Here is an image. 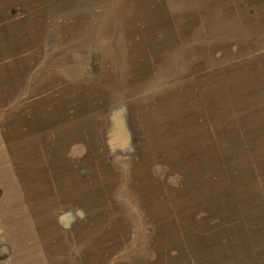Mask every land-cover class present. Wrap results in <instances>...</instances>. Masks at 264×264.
I'll return each mask as SVG.
<instances>
[{"label":"rangeland","instance_id":"rangeland-1","mask_svg":"<svg viewBox=\"0 0 264 264\" xmlns=\"http://www.w3.org/2000/svg\"><path fill=\"white\" fill-rule=\"evenodd\" d=\"M263 218L264 0H0V264H264Z\"/></svg>","mask_w":264,"mask_h":264},{"label":"bare ground","instance_id":"bare-ground-1","mask_svg":"<svg viewBox=\"0 0 264 264\" xmlns=\"http://www.w3.org/2000/svg\"><path fill=\"white\" fill-rule=\"evenodd\" d=\"M214 138H216V137H214ZM216 140V139H215ZM224 166V165H223ZM194 169V168H193ZM225 169V168H224ZM198 171V170H197ZM201 171H203V170H201ZM209 171V170H208ZM226 173V172H225ZM228 175V174H227ZM216 178V177H215ZM212 179V178H211ZM210 179V180H211ZM209 181V180H208ZM204 182V181H203ZM202 183V182H201ZM210 183V182H209ZM212 184V183H211ZM218 184H219V182H218ZM202 185H203V183H202ZM215 187V186H214ZM190 188V187H189ZM204 188V187H203ZM213 188V187H212ZM232 189V188H231ZM232 191V190H231ZM232 193H233V191H232ZM236 196V195H235ZM211 197V196H210ZM210 197H209V199H210ZM233 197V196H232ZM236 198V197H235ZM213 199H216V198H213ZM228 200V199H227ZM217 201V200H216ZM226 201V200H225ZM240 201V200H239ZM211 202V201H210ZM219 202V201H218ZM228 202V201H227ZM213 203H215V202H213ZM212 204V203H211ZM230 204V203H229ZM208 205H210V204H208ZM226 205V204H225ZM232 205V204H231ZM230 205V206H231ZM216 206V205H215ZM229 206V207H230ZM214 207V206H213ZM217 207V206H216ZM215 207V208H216ZM232 207V206H231ZM236 208V207H235ZM242 208H243V206H242ZM217 209V208H216ZM244 209V208H243ZM236 210V209H235ZM234 210V211H235ZM218 211V210H217ZM236 213H237V211H235ZM244 212V211H243ZM234 214V213H233ZM213 215H215V214H213ZM212 215V216H213ZM216 215H217V213H216ZM235 215V214H234ZM210 216V215H209ZM237 216H238V214H237ZM237 216H235V217H237ZM240 216V215H239ZM246 216V215H245ZM206 217V216H205ZM211 217V216H210ZM233 217V216H232ZM257 218V217H256ZM204 219V218H203ZM231 219V218H230ZM237 219V218H236ZM259 219H261V217L259 218ZM264 219V218H263ZM263 219H262V221H263ZM254 220V219H253ZM242 221V220H241ZM255 221V220H254ZM253 221V222H254ZM261 221V220H260ZM231 222H232V220H231ZM244 222V221H243ZM257 222H259V221H257ZM264 222V221H263ZM245 223V222H244ZM261 223V222H260ZM259 223V224H260ZM244 225V224H243ZM253 224H251L250 226H252ZM264 225V224H263ZM241 228V227H240ZM244 228V227H243ZM248 228V227H247ZM250 228V227H249ZM238 229V228H237ZM244 230V229H243ZM243 230H237L238 232H236V233H238V235L240 236V234L242 233V235L240 236L241 237V239H243V240H245V236H246V230H245V232L243 231ZM212 233V232H211ZM240 233V234H239ZM249 234V233H248ZM251 234V233H250ZM214 235V234H213ZM234 236H235V234H233ZM239 236H238V239H239ZM264 236V235H263ZM208 239V238H207ZM244 242V241H243ZM248 242V241H247ZM235 243V242H234ZM233 243V244H234ZM227 246H231V245H227ZM226 247V246H225ZM224 250V248H222L221 249V251H223ZM232 250V249H231ZM207 251H212V249H207ZM213 252V251H212ZM214 252H220V250H219V248H217V247H215V251ZM220 253H222V252H220ZM41 259H43V258H41Z\"/></svg>","mask_w":264,"mask_h":264}]
</instances>
